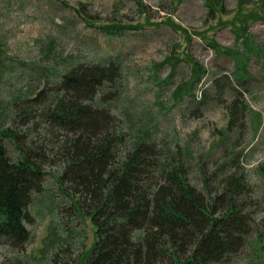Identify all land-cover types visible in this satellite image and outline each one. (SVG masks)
Instances as JSON below:
<instances>
[{
    "label": "rangeland",
    "instance_id": "374dc122",
    "mask_svg": "<svg viewBox=\"0 0 264 264\" xmlns=\"http://www.w3.org/2000/svg\"><path fill=\"white\" fill-rule=\"evenodd\" d=\"M107 26L125 35L109 38ZM246 29L249 44L240 37ZM247 49L255 50L244 56L251 79L238 82L225 51ZM115 57L122 76L102 105L123 117L121 129L129 124L159 149H179L190 185L215 194L222 175L243 176L249 236L222 264H264V0H0V128L26 134L29 120L12 117L11 102L54 87L70 67ZM199 68L207 75L191 89ZM235 97L246 111L237 107L243 120L228 130ZM55 151L37 158L45 176L28 208L31 241L0 246V264H86L91 254L95 226L59 185Z\"/></svg>",
    "mask_w": 264,
    "mask_h": 264
},
{
    "label": "trees",
    "instance_id": "16d2710c",
    "mask_svg": "<svg viewBox=\"0 0 264 264\" xmlns=\"http://www.w3.org/2000/svg\"><path fill=\"white\" fill-rule=\"evenodd\" d=\"M101 30L109 38L125 35L119 26ZM250 51L255 50L225 51L236 63L238 82L251 79L244 57ZM117 58L70 67L54 87L6 107L12 117L29 121L22 125L26 134L0 128V246L21 249L31 241L28 208L45 176L37 158L50 148L62 163L59 185L78 196L96 229L86 264L224 263L240 253L249 236V216L239 201L247 183L232 172L221 176L215 194L198 189L187 180L179 149H159L129 124L121 129L123 117L102 105L122 76ZM197 73L191 89L207 75L201 68ZM238 98L230 107L228 130L243 120L237 107L246 111Z\"/></svg>",
    "mask_w": 264,
    "mask_h": 264
}]
</instances>
